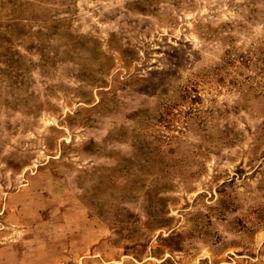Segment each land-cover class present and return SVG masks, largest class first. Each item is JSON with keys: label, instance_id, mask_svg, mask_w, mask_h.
Segmentation results:
<instances>
[{"label": "rangeland", "instance_id": "obj_1", "mask_svg": "<svg viewBox=\"0 0 264 264\" xmlns=\"http://www.w3.org/2000/svg\"><path fill=\"white\" fill-rule=\"evenodd\" d=\"M0 264H264V0H0Z\"/></svg>", "mask_w": 264, "mask_h": 264}]
</instances>
